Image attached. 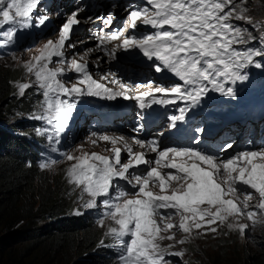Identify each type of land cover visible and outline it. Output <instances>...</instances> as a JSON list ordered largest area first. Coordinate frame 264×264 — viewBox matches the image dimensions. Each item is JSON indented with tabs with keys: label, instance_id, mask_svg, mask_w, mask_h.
<instances>
[{
	"label": "snow or ice",
	"instance_id": "1",
	"mask_svg": "<svg viewBox=\"0 0 264 264\" xmlns=\"http://www.w3.org/2000/svg\"><path fill=\"white\" fill-rule=\"evenodd\" d=\"M41 4L42 0H0V28L15 26L2 34L4 45L14 42L17 28H31L34 19L36 27L45 25L47 14L34 16ZM129 9L123 29L97 35L98 50L112 60L118 51H138L152 62L155 72L171 74L178 82L133 85L116 79L111 72L94 78L83 56L68 59L65 55L66 44L75 47L68 43L73 27L81 24L79 13H73L63 23L57 39L47 40L38 54L23 64L27 82L15 85L19 96L33 86L42 96L29 118L51 126L53 131H35L47 135L52 152L58 151L60 136L80 97L135 100L140 109L183 102L185 107L178 108L179 114L168 117L169 127L175 128L209 92L235 98L234 86L248 79L245 69L264 68L257 59L264 57V21H254L245 0H145L144 6L130 5ZM233 21H242L259 31L260 47H237L257 37ZM102 22L111 27L113 15ZM138 26L153 31L135 34ZM128 28L133 34L125 35ZM68 73L76 74V79L66 82ZM98 141L110 146L104 152L111 155L88 152L83 144L61 155L69 162L66 180L79 192L80 207L74 215L83 214L80 208L100 210L97 224L106 228L105 237L117 242L119 264H172L166 257L185 255L184 251L173 250L176 245L190 243L201 230L215 234L219 225H226L243 237L250 227L264 226V147L224 157L221 153L232 149V143L212 153L192 146L161 148L157 140H135L140 149L155 153L149 159L145 151H134L122 135L98 136L93 132L87 138L94 146ZM194 143L200 140L196 138ZM122 152L127 153L126 160H122ZM56 163L50 160L39 166L51 169ZM141 166L142 171H135ZM254 198L258 202L250 205ZM242 218L250 223L241 222ZM177 233L183 238L177 240ZM164 240L173 243L165 246ZM100 246H104V240Z\"/></svg>",
	"mask_w": 264,
	"mask_h": 264
},
{
	"label": "trees",
	"instance_id": "2",
	"mask_svg": "<svg viewBox=\"0 0 264 264\" xmlns=\"http://www.w3.org/2000/svg\"><path fill=\"white\" fill-rule=\"evenodd\" d=\"M253 1L264 10V0ZM9 60L0 59V264H119V246L100 231L94 210L74 215L79 192L66 180L68 165L40 168L53 154L35 131L43 124L17 119L29 118L42 96L32 88L16 94L28 77ZM255 245L242 264H264V243Z\"/></svg>",
	"mask_w": 264,
	"mask_h": 264
},
{
	"label": "rangeland",
	"instance_id": "3",
	"mask_svg": "<svg viewBox=\"0 0 264 264\" xmlns=\"http://www.w3.org/2000/svg\"><path fill=\"white\" fill-rule=\"evenodd\" d=\"M74 1V0H73ZM72 1V2H73ZM75 0L73 3L68 4L67 6H64L62 4H67L70 3V0H50L51 2V8L49 13H45L43 9V1L40 6V8L36 11L34 16L38 15H44L47 14L49 16V24L44 27L40 26L37 27L39 29L38 32H33V29L36 27V21L35 19L33 20V26L29 29H20L17 28L16 32V37L14 39V42H12V47L8 50L5 51V54H0V59H11L9 64H15V66H21L23 68V64L28 62L33 56L38 54V50L43 46L44 43L47 42L49 39H57L58 37V32L60 28L62 27L63 23L66 22V20L73 14V13H79L78 14V19L81 20V24L76 25L73 27L72 35H71V40L68 42L69 44H74L75 47H68L67 44L65 46V55L68 59L73 58L74 56L76 58H79L81 56L84 57L85 61L88 64L89 71L93 74L94 78L99 79L101 75L104 73H114L115 75H118L119 72L115 71L114 67V60L110 59L108 56H106L103 52L98 50V41L96 39L97 35L101 32H110L106 31L107 29H112L113 26L111 27H105L103 24L102 20L100 18H96L94 16L90 17L86 15L83 12L80 13V8L77 7ZM239 3V0H237ZM61 5V8L63 10V13H58L54 12L56 5ZM245 4L248 7V14L251 15L254 19V21L259 22V21H264V10L258 5L256 1L253 0H245ZM72 9V10H71ZM118 20H122L123 16L122 15H117ZM96 21L99 23L100 27H93L92 20ZM95 22V23H96ZM236 23L238 26L241 27H246L253 33L254 36L257 37L256 40L249 41V43L245 45H240L237 46L239 48H244V47H260L259 44V35L260 32L257 30H254L250 25L245 24L242 21H233ZM119 22L114 23V25H117ZM125 25V23H124ZM123 27V24H120L115 28H120ZM9 27H15L14 25H5L2 28L3 33L8 30ZM1 29V28H0ZM85 30V31H84ZM2 33V34H3ZM28 33H33V35L36 36V39L33 40L31 37H29L27 34ZM0 34V39H5L4 36ZM129 35V34H125ZM22 38L24 41H21ZM21 41V42H20ZM4 41L0 40V45H3ZM24 43V44H23ZM2 47V46H0ZM109 48L113 47V45H108ZM101 53V57L98 60V56L95 55V53ZM120 51L116 53V58L118 55H120ZM13 55H15L16 59H13ZM138 55V54H137ZM58 58H54V60H57ZM262 64H264V57H258L257 58ZM24 69V68H23ZM95 71H92V70ZM246 73H252L253 75L256 74V68L255 67H249L245 69ZM262 73V70L260 71L259 74ZM116 79H119V77H116ZM122 79L127 80L128 78L125 76H121ZM76 79V74L74 73H68L65 77L64 80L66 82H70L72 80ZM120 80V79H119ZM252 80H254L252 78ZM248 83L250 81V77L248 76L247 79ZM176 81V79L172 78L167 81V84H171ZM107 83V81H105ZM146 84V83H145ZM243 82L241 83V85ZM110 87H114L113 85H109ZM240 88V86H238ZM238 88V89H239ZM31 88H29L30 90ZM32 89H36L35 86L32 87ZM27 91V90H26ZM241 93L247 95L248 97L255 98L258 102H261L263 99V96L259 93L256 92V90H251L249 85L244 89V87L241 88ZM211 95L215 96V102H217V108L215 109V113H217V119L218 116L220 115H227L232 109L233 105V98L230 97H225L220 95L219 93L216 92H209L207 95V98L209 99ZM99 97H91V96H83L80 97L77 101L76 104V110L73 114V117L66 128L65 132L61 134L60 136V143L57 145V152H53L49 156L50 160H55L57 161L56 164L52 166L50 170L51 172H55L61 167L62 165H68L69 162L64 160L63 156L61 155L64 152L73 150L75 147H79L81 144H83L84 149L88 152H101L107 155H111V153H105L104 149L110 147L109 145L105 144L102 141H98L97 145L94 146L91 143L87 142V138L92 134L91 130H94V132L99 136V135H104V134H110V133H116L115 131H96L101 128L103 125V118L102 116H99L96 114L97 111H99L96 108L89 107V104L87 101L91 100H98ZM207 99H203L199 105V107L202 109V111L207 112L208 114H213L211 112H208L207 110H204L206 107V104L203 102ZM223 103V104H222ZM183 104V102L181 103ZM263 107V105L261 104ZM89 107V108H88ZM88 108V109H87ZM211 111L213 110L210 109ZM98 119L97 121L95 119ZM25 119H29L31 121L32 119L25 117V116H20L18 117V121H26ZM16 120V119H15ZM40 123L43 124V128H48L49 131H53L51 129V126L47 125L44 121H39ZM121 131V130H118ZM109 132V133H108ZM125 134L127 132L123 130ZM245 134V132H244ZM113 135V134H112ZM119 136L122 134H118ZM128 135V134H127ZM123 136V135H122ZM245 136V135H244ZM126 137V136H124ZM129 140L134 138L130 137L128 135L127 137ZM141 139L143 142L147 143L148 141L151 140H157L159 142V145L161 148H164L159 141L158 138H155L153 136L149 137H141L138 138V140ZM131 141V140H130ZM133 142V141H131ZM49 143V142H48ZM134 151H145L146 156L149 159H153L155 157V153L148 152L146 149H140L139 147H135ZM236 151V150H235ZM235 151L231 152L229 155L233 154ZM127 159V153L122 152V160ZM49 160V161H50ZM144 169V166H141L140 169H137L135 171L139 172ZM121 184L126 187L128 190H132L130 185L124 184V182H121ZM258 202V198H254L250 203V205H255ZM80 207V205H78ZM83 212L86 211H91V210H85L82 209ZM94 212L97 215V218L100 216V210L96 209ZM241 222L243 223H250L246 219H241ZM260 226V225H258ZM218 232L215 234L208 233L204 234L203 230L199 232L196 238L192 239L190 243H186L183 245L177 244L175 251H184L185 255L183 258L180 257H166V259H169L172 261V264H242L243 260V252L244 250H253L255 248V242L256 241H262L264 243V226L262 227H255L249 228V230L246 231L244 236L242 237L238 232L231 231L227 228L226 225H219L218 226ZM106 231V228H101L100 231ZM182 234L177 233L176 239H182ZM169 243H173L172 241L164 240L163 244L167 246Z\"/></svg>",
	"mask_w": 264,
	"mask_h": 264
},
{
	"label": "bare ground",
	"instance_id": "4",
	"mask_svg": "<svg viewBox=\"0 0 264 264\" xmlns=\"http://www.w3.org/2000/svg\"><path fill=\"white\" fill-rule=\"evenodd\" d=\"M70 1L72 2L73 0H70ZM85 14L88 15V16H90V14H87V13H85ZM91 20H92V24H93V22H94V24H93V27H94V28H96V27H100L101 24L99 25V23H97L96 21H94V19H91ZM95 22H96V23H95ZM105 27H107V26H105ZM115 29H118V28H115ZM95 55H97V56L99 57V58H98V60H99L102 54L99 53V52H97V53H95ZM127 78H128V77H127ZM127 81L130 82V81H132V79H131V78H128ZM144 84H145V83H144ZM251 90H254V89L251 88ZM116 129H117V130H121V129H119V128H116ZM121 131H123V130H121ZM112 134H113V135H117V136H119V135L116 134V133H110V134H108V135L111 136ZM127 134H128V133H127ZM125 138L128 140L127 137H125ZM128 142H129V141H128ZM129 144H130V142H129ZM130 145L133 147L134 150H135V147H139V146L136 145V144H135V145L130 144Z\"/></svg>",
	"mask_w": 264,
	"mask_h": 264
}]
</instances>
